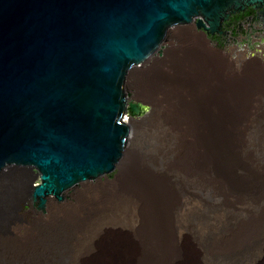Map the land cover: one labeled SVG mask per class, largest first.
Returning <instances> with one entry per match:
<instances>
[{
    "label": "bare ground",
    "instance_id": "bare-ground-1",
    "mask_svg": "<svg viewBox=\"0 0 264 264\" xmlns=\"http://www.w3.org/2000/svg\"><path fill=\"white\" fill-rule=\"evenodd\" d=\"M263 17L244 13L220 29V38L199 35L217 53L264 59ZM197 24L206 30L205 22ZM186 32H172V37L179 42ZM174 50L166 47L164 64L158 60L151 65L155 78L149 83L171 87L174 101L186 103L187 115L194 119L189 130L196 135L193 164L197 170L209 169L215 180L219 161L221 184H198L197 171L184 168L178 122H158L137 137L133 123L163 110L157 104L144 106L125 90L123 103L131 115L123 116L117 129H126L130 147L118 167L131 176L120 174L109 189L98 183L83 186L61 207L46 202V221L36 243L40 253L19 257L6 247L24 228L20 211L33 208L30 186L41 184L36 175L0 173V264H80L90 248L96 251L95 264H264V91L247 92L259 104L252 120L238 123V113H232L224 117L234 120L221 121L215 90L192 70L194 61L206 68L207 57L182 42L176 47L181 56H174ZM136 74L128 77L130 84ZM159 95L154 99L164 96ZM246 99L237 98L242 110ZM171 114L182 115L181 107L174 104ZM236 127L242 135H236ZM149 173L168 174L175 183L152 184Z\"/></svg>",
    "mask_w": 264,
    "mask_h": 264
},
{
    "label": "water",
    "instance_id": "water-1",
    "mask_svg": "<svg viewBox=\"0 0 264 264\" xmlns=\"http://www.w3.org/2000/svg\"><path fill=\"white\" fill-rule=\"evenodd\" d=\"M264 0H0V173L39 176L31 205L112 179L127 145L128 77L166 33L220 38ZM256 13H263L256 12ZM264 19V17H263ZM197 22H205L201 32ZM0 181H2L0 174Z\"/></svg>",
    "mask_w": 264,
    "mask_h": 264
},
{
    "label": "rangeland",
    "instance_id": "rangeland-1",
    "mask_svg": "<svg viewBox=\"0 0 264 264\" xmlns=\"http://www.w3.org/2000/svg\"><path fill=\"white\" fill-rule=\"evenodd\" d=\"M171 37V38H170ZM180 38V39H179ZM178 41L186 43L187 45L192 46L196 49L201 55H204L208 59L206 68H202L197 61L192 63L193 72L198 75H203L206 80L207 87L211 90H215L216 95V110L218 115L225 120H234V117H224L225 114L238 113L239 117L235 118V121L238 123H244L245 121L252 120L254 118V110L258 108L257 99L247 97V92H256L259 90L264 91V59L262 58H253L246 56L242 53H232V52H222L217 53L208 42L201 37L199 34H196V30L189 27L187 32L178 37ZM177 40L172 37V32L166 33V45H163L161 49V54H156L153 56L149 65L143 66L140 70L144 69V72L138 71L133 83L127 81L126 91L129 93L132 99L140 102L144 106L147 104L154 105L157 104L163 111L159 116L151 115L148 119L136 120L133 125L137 137H141L142 133L147 131L150 126L158 122H178L182 127L181 136L184 140L183 143V158H184V168L186 170H195L197 171L199 178L198 184L206 186H217L221 184V165L220 162L216 163V179L211 180V171L206 168L197 170L196 166L193 164L194 160V151H195V133H192L189 130V123L194 121L191 117L187 115L186 103L183 101H174L173 96L174 92H171V87H158L156 84L149 83L155 78L152 64L160 60L161 64H164L165 59V49L170 46L175 49L174 56H181L180 53H177L176 47L178 45ZM171 44V45H169ZM186 65V64H185ZM162 67H164L162 65ZM159 93H162L164 96L162 99L155 100L156 96L160 97ZM243 95L249 99L245 101L244 104L249 103V107L244 109L248 112H245L242 106L238 107L239 103L237 98L243 97ZM241 100V99H240ZM256 104H254V103ZM177 104L181 107L182 115L173 116L171 114L172 106ZM250 109V110H249ZM254 109V110H253ZM242 110V112H241ZM246 115V116H244ZM250 115V116H248ZM253 116V117H251ZM245 119V120H243ZM247 119V120H246ZM125 120V117H124ZM239 120V121H238ZM248 120V121H249ZM237 126V125H236ZM221 127V125H220ZM223 127V126H222ZM239 127V126H238ZM238 129V130H237ZM236 135H242V131H239V128L236 127ZM134 132V131H133ZM132 138V137H131ZM130 143L127 140V145L125 152L129 149ZM139 146L136 148L135 153L139 152ZM125 154V153H124ZM124 156V155H123ZM120 166V165H119ZM191 172V171H189ZM124 174L125 178L131 176V173L128 171L122 172L120 167L116 169L112 179L103 180L98 184H101L106 189H109L113 186L114 181L120 175ZM148 176L152 180V184H173V177L165 174L159 175L158 173H149ZM70 195L64 197L61 201H65L70 198ZM20 215L23 219V229L19 234L12 236V242L6 247L9 249L13 255L30 256L33 254L40 253V247L36 245L38 243V237L43 229L44 221H46L47 208H45L43 216H36L33 208H29V211H20ZM39 247V248H38ZM39 249V250H38ZM264 249V246H263ZM264 252V251H263ZM96 251L92 248L87 249L84 255V258L81 260L80 264H95L98 263L95 259ZM257 264H260V260Z\"/></svg>",
    "mask_w": 264,
    "mask_h": 264
},
{
    "label": "flooded vegetation",
    "instance_id": "flooded-vegetation-1",
    "mask_svg": "<svg viewBox=\"0 0 264 264\" xmlns=\"http://www.w3.org/2000/svg\"><path fill=\"white\" fill-rule=\"evenodd\" d=\"M261 11H264V6L257 7V8L249 7V8H246L244 11L236 12L234 14H237V13H249V12H261Z\"/></svg>",
    "mask_w": 264,
    "mask_h": 264
},
{
    "label": "trees",
    "instance_id": "trees-1",
    "mask_svg": "<svg viewBox=\"0 0 264 264\" xmlns=\"http://www.w3.org/2000/svg\"><path fill=\"white\" fill-rule=\"evenodd\" d=\"M145 111H141L140 115H143ZM128 115L130 116V111H128Z\"/></svg>",
    "mask_w": 264,
    "mask_h": 264
}]
</instances>
